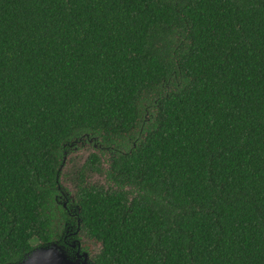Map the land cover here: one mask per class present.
<instances>
[{"label":"trees","instance_id":"16d2710c","mask_svg":"<svg viewBox=\"0 0 264 264\" xmlns=\"http://www.w3.org/2000/svg\"><path fill=\"white\" fill-rule=\"evenodd\" d=\"M68 225L94 264H264V0H0V264Z\"/></svg>","mask_w":264,"mask_h":264},{"label":"rangeland","instance_id":"374dc122","mask_svg":"<svg viewBox=\"0 0 264 264\" xmlns=\"http://www.w3.org/2000/svg\"><path fill=\"white\" fill-rule=\"evenodd\" d=\"M81 148L76 149L74 152H72L69 155V167L66 168L67 178L64 179L62 182L63 186L66 187L68 190L67 192L70 193V196L73 198L75 197L77 193V183H79V176L81 175V172L83 169H85V162L89 155L94 152V148L90 146V143H83L80 144ZM84 176L87 181V183H104L105 178L104 174L100 172H95L89 169L84 170ZM71 226L68 225L67 228H70ZM34 244L39 243L37 239L33 240ZM100 249V245H96V250L98 251Z\"/></svg>","mask_w":264,"mask_h":264},{"label":"water","instance_id":"95a60500","mask_svg":"<svg viewBox=\"0 0 264 264\" xmlns=\"http://www.w3.org/2000/svg\"><path fill=\"white\" fill-rule=\"evenodd\" d=\"M78 252H80L79 249ZM81 255H85L82 261L74 259L69 248L59 241H53L35 247L23 261L14 264H91L87 262V253L83 252Z\"/></svg>","mask_w":264,"mask_h":264},{"label":"flooded vegetation","instance_id":"af4514ba","mask_svg":"<svg viewBox=\"0 0 264 264\" xmlns=\"http://www.w3.org/2000/svg\"><path fill=\"white\" fill-rule=\"evenodd\" d=\"M80 230L81 229L78 226L77 230H75V225H72L70 228H66L62 238V245L69 248L70 252L75 257L74 259L77 258L82 261L83 259H85V255H81V253L85 252L88 254L87 262L94 264L93 258L97 255L99 250H96V244L94 243V241L84 235V233H82ZM86 244H88V246ZM86 246L88 250L86 249ZM78 249L80 250V252H78Z\"/></svg>","mask_w":264,"mask_h":264}]
</instances>
